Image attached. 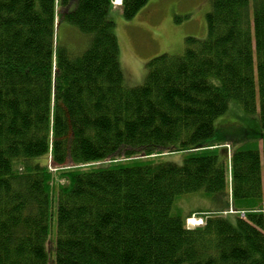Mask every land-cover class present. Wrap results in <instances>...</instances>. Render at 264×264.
<instances>
[{
	"label": "trees",
	"instance_id": "1",
	"mask_svg": "<svg viewBox=\"0 0 264 264\" xmlns=\"http://www.w3.org/2000/svg\"><path fill=\"white\" fill-rule=\"evenodd\" d=\"M148 1L122 0L123 16ZM113 8L0 0V264H50L54 219L55 264H264V211L250 208L264 197V134L215 121L237 101L264 129V0H212L206 36L151 58L134 87ZM180 151L182 163L148 158ZM229 184L244 215L195 211L204 223L189 228L174 211L180 195Z\"/></svg>",
	"mask_w": 264,
	"mask_h": 264
},
{
	"label": "rangeland",
	"instance_id": "2",
	"mask_svg": "<svg viewBox=\"0 0 264 264\" xmlns=\"http://www.w3.org/2000/svg\"><path fill=\"white\" fill-rule=\"evenodd\" d=\"M118 1H113L114 8L110 12V19L114 22V30L119 40L120 62L125 84L128 87L138 86L144 82L147 74V62L151 58L162 53H181L185 48L186 37L204 38L207 34V13L210 11L212 0H149L131 19H126L123 16ZM75 29L77 30V28ZM67 35L69 37H66ZM63 38L68 44L76 47H81L84 42L82 35L66 28ZM215 121L216 128L220 133L231 136L241 131L246 134L247 140L256 141L255 131L258 127L262 130L260 133L264 134V129L259 124L258 114H246L237 101L232 102L227 113L219 116ZM254 143L260 150L263 149L264 139ZM185 155L187 153L180 151L153 154L149 155L148 158H163V160L182 163ZM109 162L110 160L85 163L79 167L91 168L106 165ZM228 178L230 179V177ZM65 182L66 179L59 172L55 174L52 181L55 186ZM227 191L228 195L225 192L222 197H212L201 191L180 195L174 201V211L182 215L191 214L190 217L192 218H189V222H187L189 228L204 223V217L194 213L195 211L216 210L225 208L227 204L226 210L221 211L222 214L231 215L230 217H234L235 214L244 215L246 209L242 208L243 206H240L241 210H237L232 205L230 184ZM257 204L259 208L255 205L250 206V208H254L253 210L261 208L264 211V197ZM55 227L54 219L53 235L51 234L48 242L50 264H55Z\"/></svg>",
	"mask_w": 264,
	"mask_h": 264
},
{
	"label": "bare ground",
	"instance_id": "3",
	"mask_svg": "<svg viewBox=\"0 0 264 264\" xmlns=\"http://www.w3.org/2000/svg\"><path fill=\"white\" fill-rule=\"evenodd\" d=\"M114 1V0H113ZM120 1V0H119ZM119 1H118V3H119Z\"/></svg>",
	"mask_w": 264,
	"mask_h": 264
}]
</instances>
